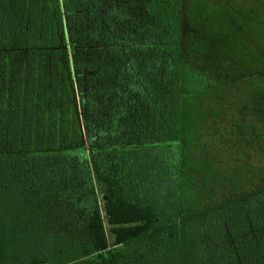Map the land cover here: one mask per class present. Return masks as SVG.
Segmentation results:
<instances>
[{
	"label": "trees",
	"instance_id": "obj_1",
	"mask_svg": "<svg viewBox=\"0 0 264 264\" xmlns=\"http://www.w3.org/2000/svg\"><path fill=\"white\" fill-rule=\"evenodd\" d=\"M186 9L0 0V264H264V100Z\"/></svg>",
	"mask_w": 264,
	"mask_h": 264
},
{
	"label": "rangeland",
	"instance_id": "obj_2",
	"mask_svg": "<svg viewBox=\"0 0 264 264\" xmlns=\"http://www.w3.org/2000/svg\"><path fill=\"white\" fill-rule=\"evenodd\" d=\"M186 8V30L201 40L205 63L219 71L226 69L230 78L256 75L255 87L237 85L240 92L230 93L223 105L260 108L258 102L264 100V0H186Z\"/></svg>",
	"mask_w": 264,
	"mask_h": 264
}]
</instances>
